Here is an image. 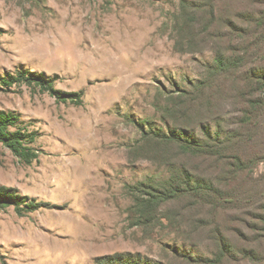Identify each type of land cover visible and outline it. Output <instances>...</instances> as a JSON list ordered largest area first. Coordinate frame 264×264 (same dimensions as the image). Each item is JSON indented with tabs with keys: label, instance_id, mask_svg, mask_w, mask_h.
Listing matches in <instances>:
<instances>
[{
	"label": "rangeland",
	"instance_id": "374dc122",
	"mask_svg": "<svg viewBox=\"0 0 264 264\" xmlns=\"http://www.w3.org/2000/svg\"><path fill=\"white\" fill-rule=\"evenodd\" d=\"M257 8L0 0V110L39 153L0 145V186L43 204L0 210V264H264V103L245 113L237 71L215 65ZM22 71L83 103L3 85ZM171 181L184 193L152 202Z\"/></svg>",
	"mask_w": 264,
	"mask_h": 264
},
{
	"label": "trees",
	"instance_id": "16d2710c",
	"mask_svg": "<svg viewBox=\"0 0 264 264\" xmlns=\"http://www.w3.org/2000/svg\"><path fill=\"white\" fill-rule=\"evenodd\" d=\"M257 2L258 8L252 14L245 16L243 22L236 26L234 37L237 46L226 48L215 60L219 71L226 74L232 70L237 71L233 77L243 88L242 98L248 107L244 110L245 113L257 111L264 103V98H261L264 95V66H262L264 65V0H257ZM233 56L236 61L231 62ZM2 83L6 87L40 88L42 92L49 93L59 100L83 103V93L62 92L56 89L55 80L47 79L44 74L22 71L3 79ZM37 140V132L23 126L20 114L0 110V145L9 149L22 163L29 165L39 158V153L34 148ZM187 148L195 151L193 146ZM165 185L171 186L169 190H165V193L158 190L157 194L148 193L152 202H159L161 197L159 195L170 199L184 193L182 187L177 188L172 181L166 182ZM158 192L161 194L158 195ZM11 207L15 208L19 215H23L42 209L43 204L23 196L15 188L0 186V210Z\"/></svg>",
	"mask_w": 264,
	"mask_h": 264
}]
</instances>
